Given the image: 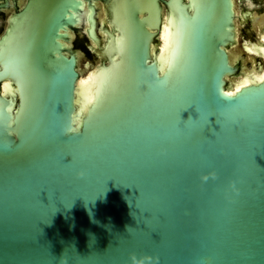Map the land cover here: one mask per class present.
Instances as JSON below:
<instances>
[{
	"label": "water",
	"instance_id": "95a60500",
	"mask_svg": "<svg viewBox=\"0 0 264 264\" xmlns=\"http://www.w3.org/2000/svg\"><path fill=\"white\" fill-rule=\"evenodd\" d=\"M10 1L0 264H264V77L224 80L264 72L254 11L238 9L254 61L237 45L230 64L231 0Z\"/></svg>",
	"mask_w": 264,
	"mask_h": 264
},
{
	"label": "bare ground",
	"instance_id": "6f19581e",
	"mask_svg": "<svg viewBox=\"0 0 264 264\" xmlns=\"http://www.w3.org/2000/svg\"><path fill=\"white\" fill-rule=\"evenodd\" d=\"M20 1V0H18ZM232 1V4H233V11L235 13V18H234V27H235V44L234 46L232 47H228L226 48V53L228 54L229 56V62L230 64H233L235 63V61L238 59V54H237V50L235 49L236 46L238 45L239 43V36H238V31H239V26L238 24L240 22H242V17L240 16V12L238 11V8L236 6L237 4V0H231ZM240 2V0H238ZM8 4L10 5V7H12V2L10 0H8ZM18 5V4H17ZM94 6L98 9V16H99V21L101 22L102 25L106 26V11H105V6L104 5H99V4H94ZM20 8V7H19ZM87 4L85 2H82L81 3V13L80 15H78V22L77 24L79 26H82V27H88V15L90 14L89 10L87 9ZM12 18V17H11ZM251 18V22H252V27L254 28V24H257L259 22V20L257 19V17L255 16L254 13H252V15L250 16ZM18 21V19L16 20L13 19L12 21V25H11V28L12 26ZM68 36H69V41L68 43H64V45H66L67 47L70 46L72 44V41H73V33L66 30ZM96 48V47H95ZM246 51L247 52H250V48H247L245 47ZM259 54L264 57V43H261V49L259 50ZM80 56H78V60L80 61ZM244 62H240V73L237 77H226L224 78L225 80V83H226V88H225V91L227 93H230V94H234V92H236L237 90L240 89V87L242 86H246L248 84H251V83H256V82H259L263 79L264 77V72L262 74V76L260 77H253L252 75L249 76L247 74H245V67H244ZM242 73H244L245 77H242Z\"/></svg>",
	"mask_w": 264,
	"mask_h": 264
},
{
	"label": "rangeland",
	"instance_id": "374dc122",
	"mask_svg": "<svg viewBox=\"0 0 264 264\" xmlns=\"http://www.w3.org/2000/svg\"><path fill=\"white\" fill-rule=\"evenodd\" d=\"M260 0H249V1H245V0H240L241 4H237L236 6L238 7V9L240 10L241 8H249L251 10L254 11V14L256 15V17H258L259 22L260 23H264V20L260 19L259 17L263 16L264 14V5L261 4L262 1ZM10 13V11H7L6 13H3L2 15H0V21H2L3 23L6 21L7 15ZM239 44H238V51L240 52V54H242V56L245 54L243 52V43L244 40H248V39H253V38H257L258 36V32L259 29L258 27H256L254 30L249 29V25L247 24L246 26H241L239 25ZM79 35V39L77 40L78 43L76 42L77 45L81 44V42L84 40L83 39V35H81V33H78ZM82 53H84L82 50H80ZM244 57L246 58V60H249V62L254 61V57L252 55H244ZM244 59V58H243ZM86 62H88V57H86L83 54V58L81 60L82 64H85Z\"/></svg>",
	"mask_w": 264,
	"mask_h": 264
},
{
	"label": "flooded vegetation",
	"instance_id": "af4514ba",
	"mask_svg": "<svg viewBox=\"0 0 264 264\" xmlns=\"http://www.w3.org/2000/svg\"><path fill=\"white\" fill-rule=\"evenodd\" d=\"M20 2L22 3L23 0H20L19 3H20ZM23 3H24V2H23ZM86 4H87V3H86ZM22 5H23V4H22ZM20 7H21V6H20ZM10 14H11V13H10ZM10 14L7 15L6 21H7V19H8V17H9ZM86 28H87V27H86ZM70 32H71V31H70ZM72 33H73V37H74V38H73V41H72V44H71L72 46H71V47H72L73 49H76V50L79 49V50H82L84 53H87V47H86V43H87V35H86V34H85V35L83 34V39H84V40L81 42V44L77 45L76 42L78 43L77 40L79 39V35H78L79 32H76V31H75V32H72Z\"/></svg>",
	"mask_w": 264,
	"mask_h": 264
}]
</instances>
